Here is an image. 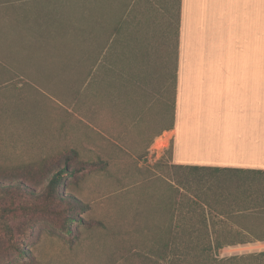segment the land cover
I'll list each match as a JSON object with an SVG mask.
<instances>
[{
  "label": "rangeland",
  "instance_id": "obj_1",
  "mask_svg": "<svg viewBox=\"0 0 264 264\" xmlns=\"http://www.w3.org/2000/svg\"><path fill=\"white\" fill-rule=\"evenodd\" d=\"M80 1L0 0V18L2 12L10 14L9 20L24 13L26 24L33 17L36 23L46 21L51 29L49 34L33 33L31 38L23 37L29 33L13 37L15 33H9L12 27L0 21V166L67 154L71 148L91 165L63 179L62 189L87 205L69 233L39 215L4 212L13 198L0 191V264H141L144 258H161L160 251L151 250L149 231L155 234L164 229L169 199L178 198L177 190L197 192L205 174L171 164L170 149L162 153L155 145L137 149V143L125 139V131L135 137L144 133L141 126L149 124L145 131L149 137L169 123L171 81L167 80L163 90L162 81L146 90L131 85L129 78L123 79L121 87L107 81L94 85L107 59L92 66L91 59L82 56L80 39L64 38L66 33L61 38L63 31L77 30ZM115 1L120 17L126 0ZM35 3L51 5L46 17L31 15ZM157 4H164L165 45L173 47L177 0H164L163 4L157 0ZM144 8L145 3L136 5L131 30L140 29ZM128 14L131 16L130 10ZM110 93L122 100L116 110L123 114L120 122L127 126L116 131L117 137L122 136L118 137L122 138L120 147L109 140V114L103 100ZM136 97L145 103L135 101ZM74 113L95 124L103 122L102 127L97 126L102 135L93 142L86 138L85 132L93 134L92 129ZM148 119L151 123H146ZM161 145L162 141L156 144ZM205 180L207 192L222 188L228 199L220 205L226 218L219 225L264 230V210L257 209L264 203V176H250L238 183L233 175L205 174ZM42 188L35 189L39 192ZM16 199L14 205L26 203L22 196ZM11 244L23 248L24 254L17 255ZM261 250L264 240L250 238L243 244L224 246L218 257Z\"/></svg>",
  "mask_w": 264,
  "mask_h": 264
},
{
  "label": "crops",
  "instance_id": "obj_2",
  "mask_svg": "<svg viewBox=\"0 0 264 264\" xmlns=\"http://www.w3.org/2000/svg\"><path fill=\"white\" fill-rule=\"evenodd\" d=\"M138 3H145L140 29L131 30ZM79 7L77 30L63 31L61 38L66 33L64 38L80 39L82 56L91 59L90 65L107 59L94 85L107 81L121 87L129 78L131 85L146 90L162 81L163 90L171 81L169 123L149 137L145 132L149 124L135 137L124 129L127 141L142 150L155 145L160 153L171 146L173 165L264 170V0H177L173 47L165 45L164 4L158 6L157 0H126L120 17L115 0H82ZM50 8L35 3L30 13L39 19ZM8 15L2 12L0 21L12 27L13 37L51 31L46 21L36 23L31 17L26 24L24 13L10 20ZM108 96L103 102L109 114V140L118 145L122 136L116 131L126 126L116 110L122 100ZM135 101L144 102L138 97ZM74 115L92 129L93 134L85 132L90 141L102 135L98 127L103 122ZM159 141L162 145L157 147Z\"/></svg>",
  "mask_w": 264,
  "mask_h": 264
},
{
  "label": "trees",
  "instance_id": "obj_3",
  "mask_svg": "<svg viewBox=\"0 0 264 264\" xmlns=\"http://www.w3.org/2000/svg\"><path fill=\"white\" fill-rule=\"evenodd\" d=\"M168 149L171 156V146ZM9 166H0V191L9 193L14 201L22 196L26 203L14 205L11 200L3 211L39 215L60 230L71 232L72 223L77 221L79 212L84 211L87 205L62 189L63 179L91 166L90 163L80 160L77 150L71 148L67 154L48 155ZM177 167L208 176L233 175L238 178V183L246 182L250 176H264V170L197 165ZM205 174H202L197 192L177 190L178 198L172 196L169 199L164 229L155 234L153 230L149 231L151 250L160 251L161 258H144L141 264H264V250L218 257L219 250L224 246L243 244L250 238L264 240V230L219 225V221L224 222L223 217L226 218L220 205L228 199L222 188L207 192ZM182 183L179 182L180 187L184 188L186 185ZM42 186V190L37 192L35 188ZM257 209L264 210V203ZM11 245L17 255L24 254L23 248Z\"/></svg>",
  "mask_w": 264,
  "mask_h": 264
}]
</instances>
